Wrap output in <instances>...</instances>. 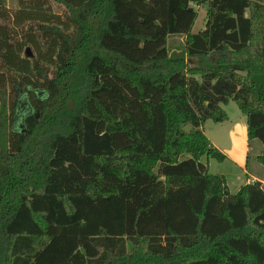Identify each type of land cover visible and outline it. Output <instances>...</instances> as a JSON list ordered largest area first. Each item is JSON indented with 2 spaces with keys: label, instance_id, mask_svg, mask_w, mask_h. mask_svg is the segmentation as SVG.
Masks as SVG:
<instances>
[{
  "label": "trees",
  "instance_id": "1",
  "mask_svg": "<svg viewBox=\"0 0 264 264\" xmlns=\"http://www.w3.org/2000/svg\"><path fill=\"white\" fill-rule=\"evenodd\" d=\"M230 100L264 165V0H0V264H264L262 182L201 161Z\"/></svg>",
  "mask_w": 264,
  "mask_h": 264
},
{
  "label": "rangeland",
  "instance_id": "2",
  "mask_svg": "<svg viewBox=\"0 0 264 264\" xmlns=\"http://www.w3.org/2000/svg\"><path fill=\"white\" fill-rule=\"evenodd\" d=\"M5 1L8 6L17 7L18 0H5ZM53 5L56 11H61L59 8L56 7L55 4ZM193 7L194 9L198 11V17H197V20L193 28V31L197 32L205 27L207 7L206 6L197 7L195 5ZM182 43H184V36L181 34L175 33L171 40V44L173 46H179V45H182ZM222 106L229 116L228 120H226L225 122L223 121L221 123H217L214 120L209 119L206 125L207 127L206 134L209 135L211 139L219 142L221 146H224L225 142H227V139H225V137L227 136L228 125H231V124L247 125V121H246V115L241 111L236 101L230 100L228 103L222 104ZM259 146H262L261 143L259 142V140H255L252 145V149H251L252 157H251V162H250L251 163L250 169L253 164V161L256 160L253 157H255L254 154L257 153ZM210 172H215L218 174L219 173L221 174L222 172H227L229 174V183H230L231 188L233 189L232 190L233 193L236 192L235 185L238 182H240V180L243 177V174L240 172L238 168L236 167L233 168V165L231 162L222 163L218 161L217 159H214L212 164L210 165Z\"/></svg>",
  "mask_w": 264,
  "mask_h": 264
},
{
  "label": "crops",
  "instance_id": "3",
  "mask_svg": "<svg viewBox=\"0 0 264 264\" xmlns=\"http://www.w3.org/2000/svg\"><path fill=\"white\" fill-rule=\"evenodd\" d=\"M207 121L205 122L206 133H207V127H206ZM217 123H221V122H217ZM225 139H227V142H225L224 146H221L219 142L210 138L213 145L219 148L223 153L227 155V158L220 162L222 163L231 162L233 165V168L234 167L238 168L240 172L243 174V177L240 180V182H238L235 185V191L237 192L243 185L254 182V181H260L262 182L264 186V165L261 164L256 159V155H258V153L260 152L261 146H259L257 153L254 154L255 157L253 158H255L256 160L253 161V164L250 169V165H251L250 162H251V157H252L251 155L252 146L249 144V141H248L247 125H240V124L239 125L238 124L228 125L227 136L225 137ZM214 159L215 158L208 157V156H203L201 158V161L208 165L209 172H210V165L212 164ZM210 173L217 174L215 172H210ZM223 173L227 178L228 185H229L231 192H233L232 191L233 189L231 188L230 183H229V174L227 172H222L221 174Z\"/></svg>",
  "mask_w": 264,
  "mask_h": 264
},
{
  "label": "water",
  "instance_id": "4",
  "mask_svg": "<svg viewBox=\"0 0 264 264\" xmlns=\"http://www.w3.org/2000/svg\"><path fill=\"white\" fill-rule=\"evenodd\" d=\"M27 53H28L29 55H31V52H30V49H29V48L27 49ZM185 129H186L187 131H189V130L191 129V126H190V125H187V126L185 127Z\"/></svg>",
  "mask_w": 264,
  "mask_h": 264
}]
</instances>
